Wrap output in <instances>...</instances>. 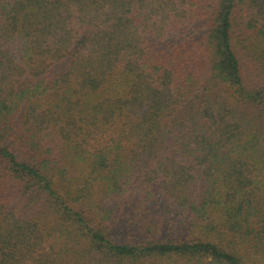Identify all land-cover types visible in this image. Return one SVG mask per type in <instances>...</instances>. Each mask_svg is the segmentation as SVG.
<instances>
[{"label": "trees", "instance_id": "trees-1", "mask_svg": "<svg viewBox=\"0 0 264 264\" xmlns=\"http://www.w3.org/2000/svg\"><path fill=\"white\" fill-rule=\"evenodd\" d=\"M0 264H264V0H0Z\"/></svg>", "mask_w": 264, "mask_h": 264}, {"label": "rangeland", "instance_id": "rangeland-1", "mask_svg": "<svg viewBox=\"0 0 264 264\" xmlns=\"http://www.w3.org/2000/svg\"><path fill=\"white\" fill-rule=\"evenodd\" d=\"M129 210V208H126L124 212H119V217L120 220L125 221L127 219H123L122 217H131L126 215L125 213H127V211ZM117 211V210H115ZM154 212V213H153ZM165 212H164V206L163 205H159L157 209H153L151 206V210H146L144 212V214L142 215V221L140 223L144 224L146 223V221H152V218L154 216H157L158 218H160L161 216H164Z\"/></svg>", "mask_w": 264, "mask_h": 264}]
</instances>
